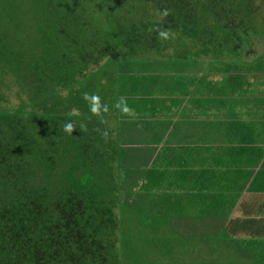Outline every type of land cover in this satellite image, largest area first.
Masks as SVG:
<instances>
[{
  "label": "trees",
  "instance_id": "obj_1",
  "mask_svg": "<svg viewBox=\"0 0 264 264\" xmlns=\"http://www.w3.org/2000/svg\"><path fill=\"white\" fill-rule=\"evenodd\" d=\"M79 1L0 0V264H264V0Z\"/></svg>",
  "mask_w": 264,
  "mask_h": 264
},
{
  "label": "rangeland",
  "instance_id": "obj_2",
  "mask_svg": "<svg viewBox=\"0 0 264 264\" xmlns=\"http://www.w3.org/2000/svg\"><path fill=\"white\" fill-rule=\"evenodd\" d=\"M23 1V0H22ZM82 1V0H81ZM81 1H79L81 3ZM32 5V2L30 1H24L22 2V7L24 10H27L28 8H30ZM84 7H86V11L89 13L91 11H94V12H97L99 11V8L96 4H85ZM264 31V29H260L259 31H253V33L251 34H248L247 36L245 35V37L247 38L249 35L250 36H254V37H257L259 36V34H261L262 32ZM253 39V37H251ZM9 86V84H8ZM7 94H8V102H6V104L10 105V106H16L19 103L20 101V96L18 95V92L16 90V88L14 87V85L11 84V87H10V90L7 91ZM168 189L170 190H166L168 193L166 195V198H169L170 200H178V196L176 194V190L175 189H178L179 187L175 186L174 185V182H169L168 186H167ZM170 211L172 213H175L177 211V208H176V204L175 202L172 204V208L170 209ZM131 217L132 215L130 214H126L125 217L122 218V223H123V240L127 242L128 244V248L132 249V248H135V244H134V241L135 239L137 238L135 233H134V229L131 228L130 226H132L134 224V222H131ZM145 233V232H144ZM150 237V235L147 236V238ZM155 237V236H153ZM140 238V236H139ZM142 238H145V236H143ZM162 237L160 236L159 237V241H161ZM258 240V239H257ZM138 245H139V241H138ZM259 246V247H258ZM258 246L256 247V249L258 250L259 254L258 256H260V254L262 253L261 251L264 249V242H261L258 240ZM191 252V251H190ZM256 253V252H255ZM236 257L235 255L232 256V258L230 259H226V264H250L251 262L249 260H240V256L238 253H236ZM224 260L221 259V261H218V263H225ZM188 264H190V262H187Z\"/></svg>",
  "mask_w": 264,
  "mask_h": 264
},
{
  "label": "crops",
  "instance_id": "obj_3",
  "mask_svg": "<svg viewBox=\"0 0 264 264\" xmlns=\"http://www.w3.org/2000/svg\"><path fill=\"white\" fill-rule=\"evenodd\" d=\"M220 200H221V197H220ZM231 205L232 204H229L228 207H230ZM239 205H240V201H234V209L231 211V214H233L232 220L236 219L237 217L238 218L241 217L240 215L241 209L239 208ZM197 217L199 216L197 215ZM197 217L193 216V218H196V219H192L190 222L192 226L194 228H197L203 234V236L207 237L208 240H207V243H203L201 241V244L203 246H197L194 249H191V252L189 254L192 255L191 261L196 262L197 260L199 261L202 260V264H209V262L212 259L210 256H208V252H210V245L218 244L217 238H211V229L213 228L211 225L212 221L208 218L198 219ZM204 242L206 241L204 240ZM197 243H200V242L198 241ZM196 251H199V252L196 253ZM196 256H199V258L196 259ZM187 260L188 262H190V260L188 259V255H187Z\"/></svg>",
  "mask_w": 264,
  "mask_h": 264
},
{
  "label": "clouds",
  "instance_id": "obj_4",
  "mask_svg": "<svg viewBox=\"0 0 264 264\" xmlns=\"http://www.w3.org/2000/svg\"><path fill=\"white\" fill-rule=\"evenodd\" d=\"M86 98H87V96H86ZM92 99H93V100H96V99H98V98H96V97H92ZM92 111H93V112L96 111V107H95V106L92 108ZM64 127H65V131H66V132L71 133V132L73 131V125H72L71 122L66 123V124L64 125Z\"/></svg>",
  "mask_w": 264,
  "mask_h": 264
}]
</instances>
